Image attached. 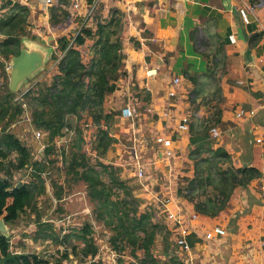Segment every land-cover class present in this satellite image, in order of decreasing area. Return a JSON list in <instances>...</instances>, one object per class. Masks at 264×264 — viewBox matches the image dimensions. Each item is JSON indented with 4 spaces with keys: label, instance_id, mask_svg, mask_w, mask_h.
<instances>
[{
    "label": "crops",
    "instance_id": "crops-1",
    "mask_svg": "<svg viewBox=\"0 0 264 264\" xmlns=\"http://www.w3.org/2000/svg\"><path fill=\"white\" fill-rule=\"evenodd\" d=\"M60 1L53 0L49 5L47 0H0V19L17 4L25 7L29 12L27 29L37 40L23 38L22 48L27 47L24 41H28L53 48L55 53L60 37L68 36L72 29L78 31V18L83 24L94 15L89 16L93 0H64L67 4ZM77 1L80 6L75 9ZM101 4L122 13L126 72L104 108L107 113H115L113 135L118 143L130 142V132H136L151 147L152 133L165 134L174 141L170 169L161 162L154 168L161 176V188L177 200L192 229L188 240L193 243V251L185 264H264V0H102ZM57 7L70 13L71 19L68 24L53 28L50 11ZM241 9L246 11L248 23L243 21ZM107 12L105 19L110 10ZM41 23L47 34L40 30ZM202 39L208 48L202 47ZM93 44L94 40L87 56H91ZM216 48L222 49L223 57L214 58ZM177 78L181 83L171 98L169 93L174 91L173 80ZM197 90L202 92L200 96ZM215 93L219 95L213 99L211 94ZM128 102L140 105L142 110H152L148 125L144 120L143 126L134 131L120 119ZM239 109L254 110L256 114L238 119ZM167 111L171 117H164ZM183 117H189L190 126L206 119L218 121L214 127L219 129V138L214 139L210 130L214 149L225 150L235 168L249 167L260 173L250 185L235 190L228 208L218 217L200 215L191 220L196 214L194 206L179 196L185 179L193 178L195 173L194 161L189 157L190 130L177 129ZM115 146L108 151L107 159L114 157L116 163L112 164L121 167L125 146ZM216 226L225 229L227 235L205 241V234ZM8 228L12 234L15 226ZM15 239L10 236L13 252L35 254L13 249Z\"/></svg>",
    "mask_w": 264,
    "mask_h": 264
},
{
    "label": "trees",
    "instance_id": "trees-1",
    "mask_svg": "<svg viewBox=\"0 0 264 264\" xmlns=\"http://www.w3.org/2000/svg\"><path fill=\"white\" fill-rule=\"evenodd\" d=\"M59 3L67 4L64 0ZM28 17V10L17 4L10 13L0 19V34L3 37L0 40V60L2 58L5 63L12 57L20 55L23 38L37 40L27 29ZM70 19V13L60 7L52 8L50 11V23L53 28L68 24ZM123 29L122 13L119 10H112L108 19L96 22L95 30L86 25L74 36L60 37L57 40V51L51 59L52 62L58 61L59 73L50 83L34 85L23 94V103L15 101L17 95L8 85L6 93L0 95V219L4 220L7 226L18 222L29 209L34 212L37 208V199L43 193L40 177L39 184L12 183L14 171H22L31 166L38 171L44 168L41 161L33 163L29 147L9 131V128L25 114L27 104L25 100L31 101L27 105L32 109V120L30 119L32 125L37 130L46 132L50 143L62 137L64 131L71 128L72 121L75 119L80 121L85 116L89 117L97 128L93 145L99 159H106L108 151L118 143L113 135L115 113H107L104 105L107 98L118 90V82L126 77ZM258 36L261 37V34ZM88 40H94V44L91 58L85 63L79 48L84 47ZM205 41L202 39V47L208 48ZM199 50L203 53L202 49ZM215 50V59L223 57L222 49ZM59 52L62 54L61 59ZM0 68L5 71L6 65L2 64ZM196 92L199 96L202 93L200 90ZM217 95L219 93L211 94V97L215 99ZM205 99L208 100L207 97ZM217 122L215 119H206L191 123L189 157L194 161L195 173L193 178L185 179L184 185L179 189V196L193 204L196 213L209 218L218 217L228 208L235 190L247 187L260 175L254 168H235L231 156L225 150L214 149L210 130ZM83 143L82 132L78 130L71 151L62 154L65 173L85 184L89 199L95 204L97 221L104 223L114 233L112 243L115 248L122 243L129 244L134 253L143 250L144 264H157L151 248L160 227L151 222L150 214L138 215L139 201L133 197V191L126 181L120 178L118 168L102 162L97 165L89 163ZM128 145L129 142L126 146ZM52 150L51 147L47 152L50 153ZM13 156H16L15 159H12ZM120 192L126 197H122ZM57 196L60 197V194ZM130 197L134 201L133 204L128 201ZM36 223L42 228L40 217H36ZM91 228L90 225H86L83 229L75 231L74 236L81 240L83 248L72 245L73 254H78L77 250L80 249L84 257L97 256L98 247L89 237L92 235ZM46 237L45 235L43 238ZM68 238L70 236H66L63 243H66ZM189 242L193 246L192 241ZM0 264H49V262L37 254L13 252L10 238L0 235ZM172 264L185 263L175 257Z\"/></svg>",
    "mask_w": 264,
    "mask_h": 264
},
{
    "label": "rangeland",
    "instance_id": "rangeland-1",
    "mask_svg": "<svg viewBox=\"0 0 264 264\" xmlns=\"http://www.w3.org/2000/svg\"><path fill=\"white\" fill-rule=\"evenodd\" d=\"M110 8V6L105 7V4H101L92 16V19L83 24L80 18H78L75 21L80 26L78 31L86 25L89 28L96 29V22L100 19L104 20L108 13L107 11L110 10L111 12L113 10ZM33 25L36 26V24ZM42 25L43 23L39 24L41 27L40 30L43 34H47ZM78 31L72 29L68 36H74ZM90 45H92V40H88L86 45L80 48L83 51V60L85 63L89 62L91 58V56H87L88 49H91ZM58 55L59 59H61L62 54L59 52ZM0 61V65H6V72L0 68V95H4L6 93V85L10 87V74L8 71L10 61L5 63L2 58ZM57 65L58 61L52 62L50 60L43 71L29 79L20 91L15 92L17 95L15 101L23 103V94L33 88L37 83H50L55 75L59 73ZM7 74L8 80H6ZM25 102L29 104L31 101L25 100ZM27 104L25 106V114L9 128V131L29 147L33 163L41 161L44 168L42 171H38L31 166L22 171H14L12 183L14 185L33 182L39 184L40 177L43 183V193L37 199L36 210L33 212L29 209L18 222L12 225L15 228L11 236L17 237L12 243L13 249H23L24 252L35 253L48 261L49 264H91L93 262L101 264H144L145 255L143 250H137L134 253L133 248L126 243L119 244L118 248H115V245L112 243L114 233L104 223L97 221L95 204L89 199L85 184L77 178L68 176L64 171L62 154L63 152L71 151L73 140L77 137L78 130H81L83 138L86 137L88 140H84L83 147L89 158V163L91 165H97V163L102 162L118 168L120 178L126 181L128 187L133 191V197L139 201L138 215L150 214L151 222L160 227L154 245L151 248L157 264H172V259L175 257L178 258V254L174 249L172 233L168 230L166 214L159 210V206L154 203L156 196L161 197L166 193L161 188L162 181L160 180L161 176L158 175L159 171L155 170L153 166V176L155 180L158 177L159 181H153L149 189H143L136 178L133 176L129 177L132 174L131 167L113 165L112 163H116L114 157L110 159H99L97 153H94L93 138L89 140V137H87L90 134L95 135L97 128L94 125L91 130L84 128L86 121L91 120L87 116L80 121H77V119L72 121L71 128L65 130L62 137L56 138L53 143H50L46 132L37 130L34 125H29L27 120L29 118L32 120V109ZM135 108H137L138 114L145 116L143 114L144 109L142 110L140 105L138 106L135 103ZM145 121L147 125L150 122L147 115ZM33 132H42L43 135L37 139V137L33 136ZM118 144L127 145L125 140L120 141ZM51 147L53 150L48 153L47 150ZM115 147L114 145L112 149H115ZM15 157L13 156L12 159H15ZM106 181H108V178ZM120 193L122 197H126L123 192ZM58 194H60V197L57 196ZM128 201L132 204L134 203L132 197L128 198ZM37 213L38 215H36ZM36 217H40L41 223L43 224L42 228L37 226ZM86 225L92 227V235H89V237L93 239L94 245L98 247L96 259L82 255L80 249L83 248V244L81 240L74 236L75 231L77 232L79 229H83ZM45 235L47 236L46 239L43 238ZM66 236H70V238L67 239L66 243H63L66 241ZM35 237L41 238L35 240ZM23 239H29L30 241L26 242ZM72 245H78L80 247L77 250L78 254L75 255L72 253Z\"/></svg>",
    "mask_w": 264,
    "mask_h": 264
},
{
    "label": "built area",
    "instance_id": "built-area-1",
    "mask_svg": "<svg viewBox=\"0 0 264 264\" xmlns=\"http://www.w3.org/2000/svg\"><path fill=\"white\" fill-rule=\"evenodd\" d=\"M101 1L102 0H93L92 5H90L89 16L94 14ZM47 3L51 5L53 3V0H47ZM79 6H80V2L77 1L74 5V8L78 9ZM240 13L243 18V21L245 23H248L246 11L244 9H241ZM230 40L233 43L236 42L234 36H231ZM151 75L153 74L149 73V76ZM180 83H181L180 78L173 80L174 91H171L169 93V97L171 98L175 97L176 88L180 85ZM137 111L138 110L137 108H135L134 103L132 104L131 102H128L122 108L120 115L121 117L120 119L123 122L127 123V125L132 126L134 128V131L136 130L137 126L139 128L143 126V122L146 118V116L145 118H142L143 115L138 114L139 112ZM152 113H153L152 110L149 108L144 110V114H146L147 116L153 115ZM255 114L256 113L254 110L247 111L245 109H239L236 113V117L238 119H242L243 117L254 116ZM169 115L171 117V113L168 111L164 113V117H168ZM27 121L29 125L32 126L30 118ZM190 121L191 120L189 119V117H183L177 126L178 131L189 132ZM92 127H93V123L91 120L86 121V123L84 124V128L86 130H91ZM211 134L214 139L219 138L220 136L219 129L216 127L212 128ZM42 135H43L42 132H33V136L37 137V139L41 138ZM87 137H89V140L93 138L94 141L95 139L93 134L92 135L90 134ZM129 138L131 144L124 147L125 154L121 158V164L123 163L121 167L123 166L131 167V173L133 177L137 179L139 185L143 189H149L153 181L156 182L159 181L158 177L157 180H155L152 173L153 166H155L157 162L164 163L168 167V169H170L171 161L174 158V153L172 150L174 141L165 134L152 133L151 145L153 146L151 147L148 145V143L143 141L142 137L140 138V136H137L136 132H133V134L130 132ZM84 140H87V138L84 137ZM257 142L262 143L260 139H258ZM262 175L264 176V166L262 167ZM262 191L264 192V183L262 185ZM154 203H156L159 206V210H161L164 214H166L168 230L172 233L174 249L178 254V258H180V260H182L184 263L186 261L188 262L191 259V255L193 251V248L188 240L189 236L191 235L192 229L185 221V211H183L179 207V205L177 204V200L169 194L164 193L161 197L156 196ZM199 216L200 215L198 213L193 214L191 220H196ZM226 235H227V231L225 229L216 226L205 234L204 239L205 241H212L217 237L221 238V237H225ZM263 247H264V243H263Z\"/></svg>",
    "mask_w": 264,
    "mask_h": 264
},
{
    "label": "water",
    "instance_id": "water-1",
    "mask_svg": "<svg viewBox=\"0 0 264 264\" xmlns=\"http://www.w3.org/2000/svg\"><path fill=\"white\" fill-rule=\"evenodd\" d=\"M24 44L27 47L21 49L19 56L10 60L9 88L14 93L20 91L29 79L43 71L54 54L53 48H45L28 41H24ZM0 235L6 238L11 236L8 226L2 219H0Z\"/></svg>",
    "mask_w": 264,
    "mask_h": 264
}]
</instances>
